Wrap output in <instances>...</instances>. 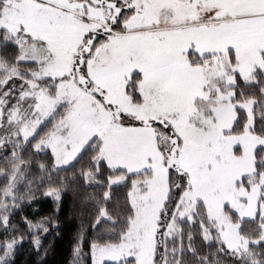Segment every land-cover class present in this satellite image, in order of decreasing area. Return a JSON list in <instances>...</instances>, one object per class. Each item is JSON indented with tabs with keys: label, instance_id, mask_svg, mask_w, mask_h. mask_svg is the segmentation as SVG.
<instances>
[{
	"label": "snow or ice",
	"instance_id": "1",
	"mask_svg": "<svg viewBox=\"0 0 264 264\" xmlns=\"http://www.w3.org/2000/svg\"><path fill=\"white\" fill-rule=\"evenodd\" d=\"M81 181L74 264H264V0H0V264Z\"/></svg>",
	"mask_w": 264,
	"mask_h": 264
},
{
	"label": "trees",
	"instance_id": "2",
	"mask_svg": "<svg viewBox=\"0 0 264 264\" xmlns=\"http://www.w3.org/2000/svg\"><path fill=\"white\" fill-rule=\"evenodd\" d=\"M72 171L74 169H68L67 173L61 174H70ZM94 191L95 189L85 186L81 181L63 193L59 204L54 198L39 193L35 203L26 204L23 209L26 215L34 219L48 217L50 221L56 223H49V231L43 234L40 253L38 254L26 239L17 252L15 264H74L73 247L81 224L86 220L83 216L85 201ZM15 219L19 220V214Z\"/></svg>",
	"mask_w": 264,
	"mask_h": 264
},
{
	"label": "rangeland",
	"instance_id": "3",
	"mask_svg": "<svg viewBox=\"0 0 264 264\" xmlns=\"http://www.w3.org/2000/svg\"><path fill=\"white\" fill-rule=\"evenodd\" d=\"M105 263H110V262L106 261Z\"/></svg>",
	"mask_w": 264,
	"mask_h": 264
}]
</instances>
